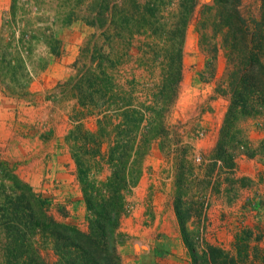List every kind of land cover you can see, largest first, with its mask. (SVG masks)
I'll list each match as a JSON object with an SVG mask.
<instances>
[{"label": "rangeland", "instance_id": "rangeland-1", "mask_svg": "<svg viewBox=\"0 0 264 264\" xmlns=\"http://www.w3.org/2000/svg\"><path fill=\"white\" fill-rule=\"evenodd\" d=\"M184 2L0 0V201L28 190L86 230L74 146L101 141V155L84 160L105 180L109 147L131 132L142 145L124 191V264H191L180 217L198 243L246 248V264H264V115L226 122L220 6L197 0L188 14ZM239 8L264 35V0ZM6 242L0 228V264ZM34 244L57 259L39 235Z\"/></svg>", "mask_w": 264, "mask_h": 264}, {"label": "trees", "instance_id": "trees-1", "mask_svg": "<svg viewBox=\"0 0 264 264\" xmlns=\"http://www.w3.org/2000/svg\"><path fill=\"white\" fill-rule=\"evenodd\" d=\"M196 1L186 0L182 5L188 14ZM214 3L220 6L216 17L221 22L219 30H223L221 45L228 64H232L225 87L219 89L223 94H230L231 98L226 122L235 119L237 114L264 115V62L261 60L264 35L259 30L261 23L253 15L244 16L239 8L240 0H214ZM206 9L205 12L213 8L206 5ZM52 50L57 54L55 49ZM85 133L96 135V132ZM126 136L127 140L109 147L106 162L112 170L105 180L90 176L91 169L84 160L85 155H101V141L93 138L92 146L88 147V141L83 139L80 145L74 146L73 158L88 213L86 230L48 215L45 201L27 189V192L9 195L0 201V219L3 221L0 228L7 238L3 264H124L118 252L124 242L119 231L126 211L124 191L136 183L133 165L142 145V142H136L135 135L131 137V132ZM224 153L227 154V148L219 143L216 157L222 158ZM227 157L232 166L233 155L230 153ZM18 188L22 187L19 185ZM176 211L179 217L177 204ZM180 224L191 264H241L243 261L246 264V248L237 247L234 255L218 245L206 241L198 243L190 237L181 217ZM37 235L50 244L57 256L54 262L48 263L41 257L34 244ZM252 264L255 263L252 261Z\"/></svg>", "mask_w": 264, "mask_h": 264}, {"label": "crops", "instance_id": "crops-1", "mask_svg": "<svg viewBox=\"0 0 264 264\" xmlns=\"http://www.w3.org/2000/svg\"><path fill=\"white\" fill-rule=\"evenodd\" d=\"M160 264H169V263H168V260L166 259V260L160 262Z\"/></svg>", "mask_w": 264, "mask_h": 264}]
</instances>
